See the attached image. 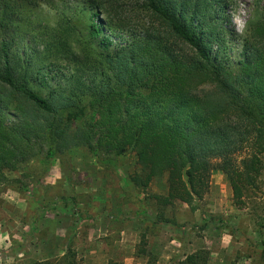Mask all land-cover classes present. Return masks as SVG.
<instances>
[{
    "label": "trees",
    "instance_id": "1",
    "mask_svg": "<svg viewBox=\"0 0 264 264\" xmlns=\"http://www.w3.org/2000/svg\"><path fill=\"white\" fill-rule=\"evenodd\" d=\"M52 1L0 0V185L20 191L9 174L83 148L118 170L134 154L133 188L166 177L162 206L195 210L215 170L243 205L263 168L264 0L236 39L229 0H89L44 25L34 14ZM207 263L197 251L178 264Z\"/></svg>",
    "mask_w": 264,
    "mask_h": 264
},
{
    "label": "rangeland",
    "instance_id": "2",
    "mask_svg": "<svg viewBox=\"0 0 264 264\" xmlns=\"http://www.w3.org/2000/svg\"><path fill=\"white\" fill-rule=\"evenodd\" d=\"M89 0H53L39 6L34 18L54 26ZM137 10L136 0H127ZM252 0H229L227 29L243 34ZM137 14L133 25H138ZM246 154V153H245ZM242 154V157L245 156ZM263 168L247 185L243 205L234 203L226 176L213 171L210 188L195 210L174 201L162 206L166 177L146 190L133 188L127 176L136 170L135 156L119 159L118 169L103 167L83 148L51 161L44 173L38 160L27 170L9 174L24 185H0V264H55L70 255L73 264H178L197 251L207 264H260L264 260ZM162 217V218H161Z\"/></svg>",
    "mask_w": 264,
    "mask_h": 264
}]
</instances>
